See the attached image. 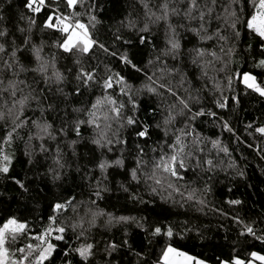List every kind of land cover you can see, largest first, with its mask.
I'll use <instances>...</instances> for the list:
<instances>
[{"label":"snow or ice","instance_id":"snow-or-ice-1","mask_svg":"<svg viewBox=\"0 0 264 264\" xmlns=\"http://www.w3.org/2000/svg\"><path fill=\"white\" fill-rule=\"evenodd\" d=\"M245 149L264 0H0V264H264Z\"/></svg>","mask_w":264,"mask_h":264},{"label":"trees","instance_id":"trees-1","mask_svg":"<svg viewBox=\"0 0 264 264\" xmlns=\"http://www.w3.org/2000/svg\"><path fill=\"white\" fill-rule=\"evenodd\" d=\"M243 153L245 156H247V164H248V174L250 177L253 178L254 183H259L260 177H259V171H258V165L260 167H264V161H260L258 157L255 156V153L249 151V150H243ZM20 166L17 165V171H19ZM261 187H264V184L260 185ZM243 191V189H241ZM227 194L226 189L222 185H217L216 190H215V198L216 199H222L224 198ZM253 200L259 201V197L257 196H252Z\"/></svg>","mask_w":264,"mask_h":264}]
</instances>
